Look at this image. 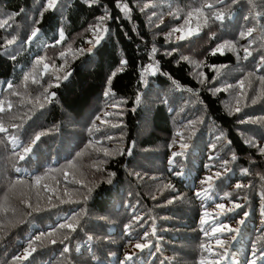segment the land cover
Listing matches in <instances>:
<instances>
[{
    "label": "trees",
    "instance_id": "1",
    "mask_svg": "<svg viewBox=\"0 0 264 264\" xmlns=\"http://www.w3.org/2000/svg\"><path fill=\"white\" fill-rule=\"evenodd\" d=\"M45 6L0 0V126L9 130L0 133V264H125L126 254H135L129 264H199L219 258L217 238L227 249L220 264H249L254 247L264 248V0ZM189 28L199 34L178 40ZM221 45L223 54H211ZM173 151L184 152L174 165ZM224 161L230 172L213 198L198 199L201 179L223 174ZM226 194L244 208L220 216L217 203L231 206ZM205 210L239 228L237 238L205 237Z\"/></svg>",
    "mask_w": 264,
    "mask_h": 264
},
{
    "label": "snow or ice",
    "instance_id": "2",
    "mask_svg": "<svg viewBox=\"0 0 264 264\" xmlns=\"http://www.w3.org/2000/svg\"><path fill=\"white\" fill-rule=\"evenodd\" d=\"M63 0H46V6L44 8V11H49V10H56L57 8V5L62 3ZM220 3H223L224 0H219ZM232 3L235 4L237 3V0H232ZM148 5H145V8H147ZM207 8H213L214 5L212 4H208L206 5ZM143 11V9H142ZM196 14L197 15H201L202 14V9H196L195 10ZM41 15H43V13H41ZM189 19H186L185 20V24H188L190 19L192 18V13H189ZM223 14L221 15H216L215 16V19L217 20H223ZM247 19V17H246ZM101 21L104 20V17H101L100 18ZM39 21H36V23H38ZM7 24V21H4L3 23H0V28H4L5 25ZM105 32H107V29H104ZM173 31H180V29H173ZM40 32V29L39 27H36L34 30L31 31V34L30 36L28 37V40L27 42L28 43H31L32 40H34L38 34ZM199 34V30L197 29L196 31H193L191 28L188 29L187 33L186 34H181L179 37H177L178 40L180 41H183L185 39H188L190 38L191 36L193 35H198ZM252 34V30H249L247 35L248 36H251ZM169 35H171V33H169ZM61 38H62V33H61ZM214 38V37H213ZM103 39L102 36L100 35H97L96 38H95V44H99L101 42V40ZM61 42V40H57L56 43L59 44ZM14 43H16V37H13L12 39H9L7 40L6 44L7 46H12ZM223 47L224 46H217V48L213 49L211 54L215 55L217 53H220V54H223ZM89 52L92 51V48H89L88 49ZM153 52H155V49H153ZM172 53H168V55H171ZM63 55V54H62ZM252 53L247 49L245 48L244 49V59H247L249 56H251ZM41 59H37L36 61V64L39 65L41 63ZM183 59H187V57H184ZM262 61H264V57L261 58ZM122 64L126 63L125 61H122L121 62ZM44 68L45 69H48L49 68V65L48 64H44ZM213 70H216L215 68ZM155 74V73H153ZM115 75V74H113ZM65 79H67V77H65ZM38 82V81H36ZM240 86L241 88L243 87V82L241 81L240 82ZM9 87H11V85H9ZM231 87V86H229ZM54 95V94H53ZM105 96H108L109 93L108 92H105L104 94ZM137 99V102L140 101V96H137L136 97ZM255 102V101H254ZM11 107V106H9ZM41 107H43V105H41ZM0 111H3V109H0ZM236 112H240L241 111V108L240 107H236L235 109ZM97 119H100L99 117H97ZM117 125H113V127H115ZM15 127V125H14ZM8 129L7 128H4L2 126H0V133H8ZM42 135H45V133H40V134H37L35 136V138L31 141V145L27 148H24L23 151H24V155H20L19 156V159L21 161L25 160L26 156L28 154H30L32 152V149L37 145V143L41 140V136ZM222 137H217V139H221ZM109 139H111V137H109ZM13 144H16V141L15 139H13ZM17 147H22V145H19V144H16ZM181 149H186L188 147L187 144H181L180 145ZM213 148H215V145H213ZM260 152L262 154H264V147H261L260 148ZM184 155V152L183 151H180V152H175L173 151L171 156L172 158L169 160V163L170 164H175V158L177 156H183ZM232 160H236V156L233 155L232 156ZM227 164H228V161H224L220 167L224 169V173L222 174L221 172L217 171L213 174H210V175H205L200 183L202 185H206L207 187L203 188L202 190L200 191H197L195 193L196 197L198 199H200L202 196H204L206 199H212L213 197L211 195H209V193L211 192V190L213 189V186H214V183L216 180H221L224 178V175L227 174L228 172H230V169L227 167ZM207 167L211 168V167H214L213 165H208ZM19 170V169H17ZM243 172L245 174H247L248 172V169H244ZM183 172H173V175H176V176H179V175H182ZM109 183H111V181H109ZM168 188L172 189L173 188V185L169 184L167 185ZM246 186L243 185V184H240V183H237L235 188L236 190H240V189H243L245 188ZM225 199H228L231 203V206L230 207H226V205L224 203H217L215 205L216 209H219V215L220 216H226L228 215L229 213H235L238 209H242L244 208V205L241 204V203H236L235 201H232L231 200V194H226ZM245 200H247V197H245ZM169 204L173 203V200H169L168 201ZM244 217H247L249 215L248 212H244L243 213ZM262 215H264V209H262ZM211 218V219H210ZM136 219H139V218H136ZM218 217L216 215L215 212L213 213H209L207 210H205L203 212V215H202V218L200 219L199 223L201 225V228H200V231L203 233V235L205 237H209L210 234L211 236H216L217 233H224V232H228V233H233L231 239L232 240H235L237 237L236 235H234V233H238L239 232V228H232L224 223H213V221H217ZM245 222L244 219H241L238 221L239 224H243ZM204 225H209L210 226V231L208 228H205L203 227ZM61 227H65V225H61ZM66 227H68L69 229H71L72 231H75L76 229L73 227V225L69 224V225H66ZM130 226L129 225H125V228H129ZM153 234H155V232L153 231ZM147 236H148V233H145L144 234V239H147ZM51 243L55 244L56 241L55 240H52ZM61 243H63V241H61ZM216 245L223 249V252L221 254H219V258L214 260V261H206L203 257H201V259L199 260V264H220L221 261H223L224 259H226V256H227V249H226V246H225V243L223 240L217 238L216 239ZM151 245L150 243H137L135 244V248L136 249H139V250H144L146 248H149ZM206 245L202 244L201 245V249H206ZM36 249L35 248H32L31 249V252H35ZM69 251L68 247L65 246L64 248V252L67 253ZM31 253L30 252H27L25 253L23 259H27V257L30 255ZM133 255L135 254H126L125 256V264H129L130 261H132L133 259ZM19 259V257H18ZM249 264H264V248H255L253 249L252 253H251V259L249 260Z\"/></svg>",
    "mask_w": 264,
    "mask_h": 264
}]
</instances>
